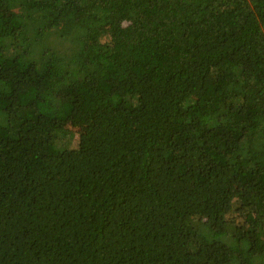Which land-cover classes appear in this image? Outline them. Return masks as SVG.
<instances>
[{
  "label": "trees",
  "instance_id": "obj_1",
  "mask_svg": "<svg viewBox=\"0 0 264 264\" xmlns=\"http://www.w3.org/2000/svg\"><path fill=\"white\" fill-rule=\"evenodd\" d=\"M0 264H264V0H0Z\"/></svg>",
  "mask_w": 264,
  "mask_h": 264
},
{
  "label": "rangeland",
  "instance_id": "obj_2",
  "mask_svg": "<svg viewBox=\"0 0 264 264\" xmlns=\"http://www.w3.org/2000/svg\"><path fill=\"white\" fill-rule=\"evenodd\" d=\"M12 20H13L12 16H8V17H7V24H8V25L13 24V23H12ZM77 126H78V124H77V119H76V118H72V119L69 121V123L67 124V127H68L70 130H73V131H75V130L77 129Z\"/></svg>",
  "mask_w": 264,
  "mask_h": 264
}]
</instances>
